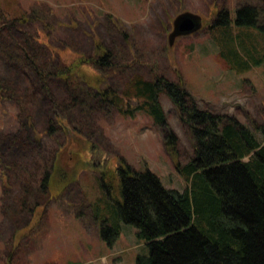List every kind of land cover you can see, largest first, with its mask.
Masks as SVG:
<instances>
[{
	"label": "rangeland",
	"instance_id": "obj_1",
	"mask_svg": "<svg viewBox=\"0 0 264 264\" xmlns=\"http://www.w3.org/2000/svg\"><path fill=\"white\" fill-rule=\"evenodd\" d=\"M242 5L258 23L244 26L256 48L252 66L238 72L221 56L210 24L223 10L234 20ZM186 12L198 14L201 27L172 38ZM105 49L116 67L64 66ZM74 71L82 81L66 78ZM157 77L264 142V0H0V264H138L149 254L138 229L122 219L119 234L101 235L123 198L118 169H148L166 187L185 189L177 163L194 155L190 128L160 91L178 137L170 152L165 128L148 113L126 115L93 88H112L126 108L137 104L126 94L133 82Z\"/></svg>",
	"mask_w": 264,
	"mask_h": 264
},
{
	"label": "trees",
	"instance_id": "obj_2",
	"mask_svg": "<svg viewBox=\"0 0 264 264\" xmlns=\"http://www.w3.org/2000/svg\"><path fill=\"white\" fill-rule=\"evenodd\" d=\"M236 12L233 20L229 10L220 11L210 28L221 45L223 59L232 69L243 72L252 66V51L256 48L243 37L250 34L244 28L258 23V14L253 17L249 5L240 6ZM91 62L118 65L112 51L105 49L99 57L70 65L65 62L64 66L67 70L79 69ZM86 67H81L82 72ZM82 77L80 71L66 76L75 78L76 83ZM93 90L96 97L113 103L126 115L134 116L139 110L148 113L165 128V144L172 152L178 137L168 127L159 101L160 91H165L179 108L194 142L191 159L185 164L177 163L187 181L183 190L166 187L148 169L136 171L120 166L123 198L113 209L112 225L101 227V235L108 230L114 231L113 236L119 234L121 219L134 225L150 250L148 255L138 257V264H264L263 140L236 118L199 108L186 89L167 78H137L126 92L134 94L137 104L126 108L120 106L123 96L112 88ZM54 164L55 161L53 167Z\"/></svg>",
	"mask_w": 264,
	"mask_h": 264
},
{
	"label": "water",
	"instance_id": "obj_3",
	"mask_svg": "<svg viewBox=\"0 0 264 264\" xmlns=\"http://www.w3.org/2000/svg\"><path fill=\"white\" fill-rule=\"evenodd\" d=\"M202 25L198 14L186 12L176 18L174 23L175 33L174 36L177 35H186L195 32Z\"/></svg>",
	"mask_w": 264,
	"mask_h": 264
},
{
	"label": "crops",
	"instance_id": "obj_4",
	"mask_svg": "<svg viewBox=\"0 0 264 264\" xmlns=\"http://www.w3.org/2000/svg\"><path fill=\"white\" fill-rule=\"evenodd\" d=\"M136 7H139V6L136 5ZM131 9H132V8H128V10H131Z\"/></svg>",
	"mask_w": 264,
	"mask_h": 264
}]
</instances>
